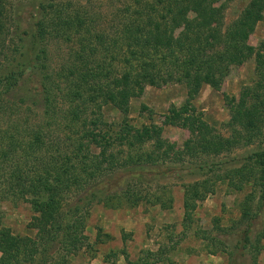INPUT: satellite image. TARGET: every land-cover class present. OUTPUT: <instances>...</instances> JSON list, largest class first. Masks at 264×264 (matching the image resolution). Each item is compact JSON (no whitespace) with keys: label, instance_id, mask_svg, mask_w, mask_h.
I'll use <instances>...</instances> for the list:
<instances>
[{"label":"trees","instance_id":"1","mask_svg":"<svg viewBox=\"0 0 264 264\" xmlns=\"http://www.w3.org/2000/svg\"><path fill=\"white\" fill-rule=\"evenodd\" d=\"M68 1L34 0L36 9L23 26L19 14L15 18L14 0H0V114L4 97H15L30 72L38 73L44 115L59 118L67 134L59 143L63 151L42 131L26 130L22 140L6 137L4 132L0 139V204L11 198L27 199L37 192L39 197L32 203L40 212L35 238L0 229V264H70L72 256L89 246L86 227L94 204L110 208L161 204L162 197L152 198L143 189L157 181L148 178L155 168H164L162 174L169 176L175 169L199 177L217 171L213 178L185 188L184 223L191 221L198 203L215 192L218 182L228 181L236 191L252 187L242 208L238 245L252 253L255 264L264 239V230L252 238L255 220L264 211V100L260 97L264 51L248 41L257 24L264 21V0H251L225 29L224 15L214 8L220 0L137 1L134 11H122L121 28L115 34L95 32L89 12L72 10ZM159 9L164 11L160 17ZM175 21L184 25L181 42L172 26ZM73 33L76 46L70 51V63L52 69L49 44L53 40L72 42ZM28 42L39 45L33 61L20 70L7 67L16 58L12 53L20 52ZM253 57L259 82L229 106L232 135H217L198 121L192 102L204 85L219 90L233 66ZM169 80L188 90V103L180 108L172 105L163 122L189 132L183 149L163 143L162 127L136 128L129 123L131 99L141 97L146 87H162ZM19 101L26 103L25 98ZM108 105L125 116L115 135L95 132L103 121L102 109ZM148 143H152L151 150L145 149ZM93 146L100 150L98 155L91 152ZM224 155L229 161L177 168L187 157ZM125 173L130 179L121 188L116 178ZM100 232L98 241H102ZM152 256L155 253L148 252L146 258Z\"/></svg>","mask_w":264,"mask_h":264},{"label":"rangeland","instance_id":"2","mask_svg":"<svg viewBox=\"0 0 264 264\" xmlns=\"http://www.w3.org/2000/svg\"><path fill=\"white\" fill-rule=\"evenodd\" d=\"M69 1L72 2V10L74 8L81 12H89L94 21L92 28L95 32L105 31L107 34H115L121 28L122 11L130 8L134 11L138 7L137 1L157 3L160 0ZM33 2L34 0H14L17 6L14 8V11H17L15 18L19 14L17 19L23 26H27L31 11L36 9L33 7ZM250 2L251 0H220L214 4V8L224 15V29L240 17ZM159 10L158 17L164 13L162 9ZM189 17L193 15L190 14ZM172 26L177 39L181 42L184 25L180 21H175ZM75 37L76 34L73 33L72 42L53 40L49 44V60L52 69L57 70L61 65L70 63V51L76 46ZM6 38V41L10 42L9 36ZM248 43L257 50L264 51V21L257 24ZM38 46H34L31 42L26 43L20 52L12 53L16 58L7 67L20 70L29 65L39 49ZM258 72L256 58L253 57L241 66H233L219 90L204 85L192 102L197 111L198 121L205 128L212 129L215 134L225 138L230 137L232 119L229 106L235 100L240 99L245 89L256 86L259 82ZM39 77L38 73L32 75L30 72L23 89L16 91L15 97L5 96L2 100L0 139L4 136V132H6V137L12 135L15 140H22L26 130L42 131L43 135H48L53 142H57L58 148L62 150L64 146L59 143L67 134L59 118L55 117L51 120L44 115V105L39 97L41 92L39 91L40 85H38ZM260 97L264 100V86L260 91ZM20 98H25L26 103H19ZM188 101V90L183 84L169 80L164 82L162 87L148 86L141 97L131 99L129 123L136 128L153 124L162 127L163 143L177 144L178 148L183 149L185 142L189 139V132L177 126L164 125L163 122L164 116L172 105L180 108ZM66 103L69 104V101ZM102 114L103 121L95 127V132L102 134L109 132L115 135L123 124L125 116L112 105L104 106ZM14 128H17V132ZM151 145L152 143H148L145 149L151 150ZM91 152L98 155L100 150L93 146ZM237 152L241 153V151ZM227 157V155L203 159L187 157L185 163L177 164V168L199 162H227L229 161ZM169 165L171 166L172 163ZM163 172L164 168L153 169L148 178H157V181H152L143 189L152 198L162 197L161 204H164L166 209L161 204L147 203L134 208L127 205L110 208L103 203L94 204L91 207L86 227L89 246L72 256L70 264H129V262L139 264H254L252 253L249 250L243 251L238 245L243 226L240 222L243 215L242 208L252 187L246 186L243 191H236L230 188L228 181L218 182L214 188L215 192L209 194L203 202L198 203L196 210L192 213L191 221L184 223L185 188L205 178H213L217 171L209 173L208 177H199L180 169L173 170L170 176L163 175ZM116 179L123 188V185L130 179V175L125 173ZM38 197L39 194L33 192L27 199L11 198L1 202L0 229L9 228L15 236L35 238L37 234L35 225L39 221L40 212L32 200ZM255 207L256 205L253 209L256 211ZM254 224L253 239L258 232L264 230V211L260 213ZM99 230H102V233L100 232L102 241L97 240ZM259 247L255 264H264V239ZM148 252L155 253V256L146 258ZM252 252L256 253L255 250Z\"/></svg>","mask_w":264,"mask_h":264}]
</instances>
